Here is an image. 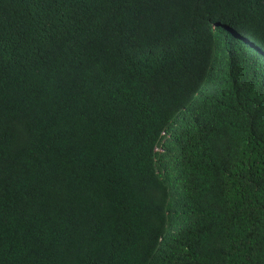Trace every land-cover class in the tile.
Returning <instances> with one entry per match:
<instances>
[{"label":"trees","instance_id":"obj_1","mask_svg":"<svg viewBox=\"0 0 264 264\" xmlns=\"http://www.w3.org/2000/svg\"><path fill=\"white\" fill-rule=\"evenodd\" d=\"M261 54L264 0H0V264H264Z\"/></svg>","mask_w":264,"mask_h":264},{"label":"clouds","instance_id":"obj_2","mask_svg":"<svg viewBox=\"0 0 264 264\" xmlns=\"http://www.w3.org/2000/svg\"><path fill=\"white\" fill-rule=\"evenodd\" d=\"M251 45H252L251 43H249V42L247 43V46H248V47H250ZM260 58H261V60L264 61V54H261V55H260Z\"/></svg>","mask_w":264,"mask_h":264}]
</instances>
